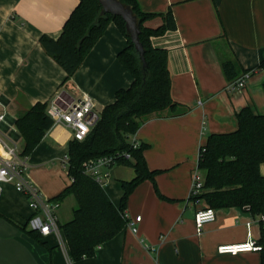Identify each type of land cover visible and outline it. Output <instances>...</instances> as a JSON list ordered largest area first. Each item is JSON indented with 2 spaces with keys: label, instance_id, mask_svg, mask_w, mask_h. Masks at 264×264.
<instances>
[{
  "label": "crops",
  "instance_id": "1",
  "mask_svg": "<svg viewBox=\"0 0 264 264\" xmlns=\"http://www.w3.org/2000/svg\"><path fill=\"white\" fill-rule=\"evenodd\" d=\"M78 1L0 0V114H4L0 141L17 143L25 174L48 198L70 183L64 157L71 129L54 123L22 155L13 119L37 101L63 105L83 95L92 99L93 110L99 113L114 100L117 89L132 82L117 58L126 38L113 21L63 82L65 71L38 38L41 34L57 38ZM137 2L144 11L172 12L175 28L152 36L151 42L167 50L170 93L186 109L178 114L153 113L130 135V140L144 144L145 163L156 171L154 181L142 180L127 198L125 213L136 230L126 224L98 245L93 256L71 261L61 229L39 240L28 233L26 220L32 210L26 197L12 183L2 182L0 264H260L259 250L235 254L217 250L220 244L257 241L260 216L238 206L214 208L213 220L197 230L194 215L205 204L190 198V190L206 136L236 129V112L244 106L264 112V70L255 68L264 57V0ZM161 23L162 18L155 16L144 25ZM234 57L243 69L253 71L243 87L229 88L222 63ZM259 168L264 176V162ZM133 175L129 165L114 163L108 168L103 188L115 205L122 193L120 180ZM74 204L71 194L59 200L58 217L67 221Z\"/></svg>",
  "mask_w": 264,
  "mask_h": 264
},
{
  "label": "trees",
  "instance_id": "2",
  "mask_svg": "<svg viewBox=\"0 0 264 264\" xmlns=\"http://www.w3.org/2000/svg\"><path fill=\"white\" fill-rule=\"evenodd\" d=\"M119 1L135 15L145 68L124 19L109 11L101 12L99 0H79L65 19L57 38L47 34L38 38L44 51L65 71L63 82H66L107 24L113 21L126 38L117 58L132 76L131 84L117 89L114 100L102 107L86 136L82 140L71 138L68 142L66 170L70 183L52 198L61 200L69 194L75 198L71 217L58 223L71 261L93 256L98 245L118 233L128 223L125 208L131 191L144 179L154 181L156 171L149 170L145 163L144 144L133 146L130 135L153 113L178 114L186 109L170 93L167 50L151 42L152 36L175 28L171 10L144 11L137 0ZM155 16L162 18L160 25H144L146 20ZM255 68L264 70V57ZM222 71L225 79L232 83L245 73L249 75L253 69H243L234 57L222 63ZM261 86L264 91V79ZM47 107L46 101H37L13 119L17 136L22 140V155L29 153L53 126ZM236 118V129L209 133L199 148L197 168L203 174V183L200 193L190 198L202 200L205 206L212 208L238 206L259 215L260 235L256 242L261 246L260 264H264V176L259 168L264 162V112L244 106L236 112ZM105 155L115 156V163L129 165L134 171L129 180H120L122 193L118 205L111 201L103 185L83 169L86 160ZM28 233L37 240L41 237L31 228Z\"/></svg>",
  "mask_w": 264,
  "mask_h": 264
},
{
  "label": "built area",
  "instance_id": "3",
  "mask_svg": "<svg viewBox=\"0 0 264 264\" xmlns=\"http://www.w3.org/2000/svg\"><path fill=\"white\" fill-rule=\"evenodd\" d=\"M248 74L238 77L229 88L243 87ZM94 102L86 95L79 99L70 100L60 105L52 101L48 104L47 112L52 117L54 123H63L71 129V138L82 140L91 126L98 118V113L93 110ZM4 121V114H0V122ZM133 146L138 143L135 139L131 140ZM0 193L1 183L10 182L15 189L21 192L27 199L32 214L27 218L26 223L29 228L36 230L41 235L50 232H59L57 210L59 200L45 197L39 188L25 174V161L18 155L17 143L13 140L10 143L0 141ZM129 157L128 153H124ZM115 156L105 155L90 158L83 162V169L86 174L90 175L96 182L104 185L108 176V168L114 164ZM64 160H67L65 155ZM203 183L202 172L195 167L192 173L190 196L200 193ZM198 200V199H196ZM127 216V214H126ZM215 210L210 206H204L196 210L194 220L197 230H200L203 223L213 220ZM136 220L140 216L135 217ZM133 231L136 230L130 222L127 223ZM260 245L254 239H248L238 243H225L217 247L219 252L235 254L240 251L259 250Z\"/></svg>",
  "mask_w": 264,
  "mask_h": 264
},
{
  "label": "water",
  "instance_id": "4",
  "mask_svg": "<svg viewBox=\"0 0 264 264\" xmlns=\"http://www.w3.org/2000/svg\"><path fill=\"white\" fill-rule=\"evenodd\" d=\"M99 2L102 5L101 12L109 11L114 15H120L124 19L125 27L135 44L136 50L139 53L143 68H145L146 63L143 58V49L138 38L139 29L135 15L132 13L131 9L128 6L123 5L119 0H99Z\"/></svg>",
  "mask_w": 264,
  "mask_h": 264
},
{
  "label": "rangeland",
  "instance_id": "5",
  "mask_svg": "<svg viewBox=\"0 0 264 264\" xmlns=\"http://www.w3.org/2000/svg\"><path fill=\"white\" fill-rule=\"evenodd\" d=\"M74 206H75V204H74ZM57 217H58V215H57ZM70 217H71V215H70ZM70 217H68V218H70ZM58 218H59L58 220H60V222H64V219H62V218H64V217L60 216V217H58Z\"/></svg>",
  "mask_w": 264,
  "mask_h": 264
}]
</instances>
